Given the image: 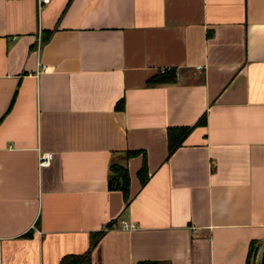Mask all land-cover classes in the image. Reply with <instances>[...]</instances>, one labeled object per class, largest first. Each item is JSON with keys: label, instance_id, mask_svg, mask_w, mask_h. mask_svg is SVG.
Segmentation results:
<instances>
[{"label": "crops", "instance_id": "crops-1", "mask_svg": "<svg viewBox=\"0 0 264 264\" xmlns=\"http://www.w3.org/2000/svg\"><path fill=\"white\" fill-rule=\"evenodd\" d=\"M98 229L89 264H260L264 0H0V264H59Z\"/></svg>", "mask_w": 264, "mask_h": 264}, {"label": "trees", "instance_id": "trees-1", "mask_svg": "<svg viewBox=\"0 0 264 264\" xmlns=\"http://www.w3.org/2000/svg\"><path fill=\"white\" fill-rule=\"evenodd\" d=\"M173 76V71L170 69L157 70V72L146 79L148 83H156L158 81H167L170 80ZM204 115H201L194 123H203ZM191 125H175L167 127V148L170 152L176 147V145L181 141V139L189 132ZM135 149H129L123 151L121 155V160L113 159L110 165V187H116L121 190L122 196L126 199L128 191V172L127 166L125 165V160L128 155L134 152ZM139 168L136 171V175L140 184H143L147 173H146V164L144 157H142L139 164ZM103 232L102 229L90 233L88 247L81 253H66L63 255L58 263L59 264H89V252L92 245L95 243L98 236ZM250 246L248 247V251ZM260 264H264V256H261ZM133 264H169V262H162L156 259H147V260H135Z\"/></svg>", "mask_w": 264, "mask_h": 264}, {"label": "built area", "instance_id": "built-area-1", "mask_svg": "<svg viewBox=\"0 0 264 264\" xmlns=\"http://www.w3.org/2000/svg\"><path fill=\"white\" fill-rule=\"evenodd\" d=\"M48 157H49V153L48 154H46L44 152L40 153L37 156V164H39V165L46 164L48 162ZM120 223L123 227H126V228H130L134 225L133 222L128 223L124 219H120Z\"/></svg>", "mask_w": 264, "mask_h": 264}, {"label": "water", "instance_id": "water-1", "mask_svg": "<svg viewBox=\"0 0 264 264\" xmlns=\"http://www.w3.org/2000/svg\"><path fill=\"white\" fill-rule=\"evenodd\" d=\"M108 181H109V179H108Z\"/></svg>", "mask_w": 264, "mask_h": 264}]
</instances>
